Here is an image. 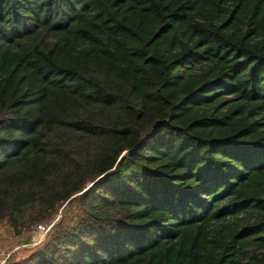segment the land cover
Wrapping results in <instances>:
<instances>
[{
  "label": "trees",
  "instance_id": "16d2710c",
  "mask_svg": "<svg viewBox=\"0 0 264 264\" xmlns=\"http://www.w3.org/2000/svg\"><path fill=\"white\" fill-rule=\"evenodd\" d=\"M52 219L2 264H264V0H0V220Z\"/></svg>",
  "mask_w": 264,
  "mask_h": 264
},
{
  "label": "rangeland",
  "instance_id": "374dc122",
  "mask_svg": "<svg viewBox=\"0 0 264 264\" xmlns=\"http://www.w3.org/2000/svg\"><path fill=\"white\" fill-rule=\"evenodd\" d=\"M44 236L45 233L36 226L16 233L8 222L0 220V264L4 263L10 255H15L17 258L27 256Z\"/></svg>",
  "mask_w": 264,
  "mask_h": 264
},
{
  "label": "built area",
  "instance_id": "2783aa9c",
  "mask_svg": "<svg viewBox=\"0 0 264 264\" xmlns=\"http://www.w3.org/2000/svg\"><path fill=\"white\" fill-rule=\"evenodd\" d=\"M53 219L50 220L47 223H43V224H38L36 226L37 229H40L41 231H43L45 234L49 231V229L51 228L52 224H53ZM8 255H10V253H8Z\"/></svg>",
  "mask_w": 264,
  "mask_h": 264
},
{
  "label": "water",
  "instance_id": "95a60500",
  "mask_svg": "<svg viewBox=\"0 0 264 264\" xmlns=\"http://www.w3.org/2000/svg\"><path fill=\"white\" fill-rule=\"evenodd\" d=\"M132 151H133V149H132V150H130L128 153L130 154Z\"/></svg>",
  "mask_w": 264,
  "mask_h": 264
}]
</instances>
